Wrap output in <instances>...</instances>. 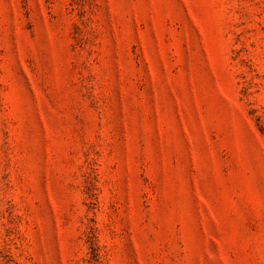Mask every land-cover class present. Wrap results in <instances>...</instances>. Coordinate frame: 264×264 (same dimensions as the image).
<instances>
[{
  "label": "rangeland",
  "instance_id": "374dc122",
  "mask_svg": "<svg viewBox=\"0 0 264 264\" xmlns=\"http://www.w3.org/2000/svg\"><path fill=\"white\" fill-rule=\"evenodd\" d=\"M0 264H264V0H0Z\"/></svg>",
  "mask_w": 264,
  "mask_h": 264
}]
</instances>
